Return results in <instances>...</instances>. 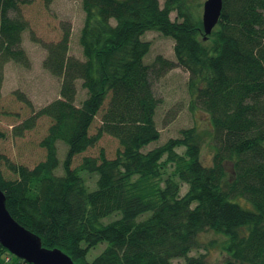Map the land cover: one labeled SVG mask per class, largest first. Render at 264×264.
<instances>
[{"label":"trees","instance_id":"obj_1","mask_svg":"<svg viewBox=\"0 0 264 264\" xmlns=\"http://www.w3.org/2000/svg\"><path fill=\"white\" fill-rule=\"evenodd\" d=\"M33 1L0 0V95L5 65L30 64L22 47L29 24L21 5ZM82 6L85 60L68 55L70 27L64 26L62 39L47 46L43 62L62 80L60 97L14 129L23 135L36 117L52 118L40 142L46 159L30 168L0 153V186L10 213L45 247L62 249L77 264H174L177 258H184L183 264H212L205 254L190 255L205 230L225 236L222 246L229 257L223 264H264V0H223L210 35L203 30L202 0H164L163 5L160 0H82ZM148 30L175 39L176 62L161 56L155 66L144 62L150 43L142 36ZM176 66L190 72V107L211 116L210 166L201 159L196 127L144 151L161 136L152 76ZM78 80L87 91L79 105ZM17 94L31 105L25 94ZM107 99L102 124L91 135ZM104 134L119 140L117 156L108 158L102 149L72 167L74 157ZM60 140L68 150L64 173L58 175ZM2 164L16 176L6 177ZM81 171L98 173L94 190ZM184 183L188 188L182 194ZM239 196L247 206L236 200ZM112 214L117 218L104 222ZM105 241L107 246L89 259ZM0 264L34 263L0 243Z\"/></svg>","mask_w":264,"mask_h":264},{"label":"rangeland","instance_id":"obj_2","mask_svg":"<svg viewBox=\"0 0 264 264\" xmlns=\"http://www.w3.org/2000/svg\"><path fill=\"white\" fill-rule=\"evenodd\" d=\"M164 4V0H160ZM201 15L203 12V3ZM23 17L28 22L29 27L24 31L22 47L25 49L30 64L28 66L10 61L5 65L4 83L0 95V128L5 132L6 137L0 138V153L7 156L15 163L24 164L33 168L40 161L46 159V149L40 145L41 140L47 135L48 128L52 124V118L43 115L36 117L34 126L24 130L23 135L14 133L15 127L21 125L27 118L32 117L36 111L60 97L61 78L51 74L43 66V62L48 56V45L57 43L64 34V26L70 27V41L68 55L85 60L83 48L80 44V32L85 20V12L82 0H53L47 4L45 0H35L30 4L21 5ZM172 19L176 18V12L171 13ZM143 40L150 43V51L144 58L148 65H156L157 57L161 56L169 61H177L175 54V39L157 30H148L142 36ZM190 72L176 66L165 71L161 75L152 76L153 86L160 104L156 112V124L160 130V138L150 143L144 151L164 144L170 138L181 137L182 130L196 127L201 136V159L205 165L213 164L214 128L209 113L199 108H191V97L188 92V79ZM78 94L76 104H81L86 98L87 91L82 87V80L77 81ZM18 93L25 94L31 105L19 99ZM108 99L102 110L97 114L90 128V134L97 133L102 124L103 109L106 108ZM59 166L56 174L64 173L63 162L68 150L67 144L58 141ZM105 151L108 158H115L120 143L117 138L110 134L103 137L86 151L74 157L72 167H78L84 156H98L101 150ZM180 152L184 147L178 148ZM2 170L6 177L14 178L16 175L2 164ZM81 175L86 179L90 190L97 187L96 180L98 173L81 171ZM188 185H182V194L187 191ZM236 200L244 205H248L246 199L239 196ZM149 214V213H147ZM117 214H112L104 218V222H109L117 218ZM225 236L213 230H205L199 235V245L192 249L190 255L205 254L212 264H223L228 254L224 250L222 243ZM107 242L98 244L88 255L89 259L95 258L106 246ZM184 258L174 259V264H183Z\"/></svg>","mask_w":264,"mask_h":264},{"label":"water","instance_id":"obj_3","mask_svg":"<svg viewBox=\"0 0 264 264\" xmlns=\"http://www.w3.org/2000/svg\"><path fill=\"white\" fill-rule=\"evenodd\" d=\"M223 0H205L202 22L204 34L210 35L219 22ZM206 38V37H205ZM0 243L12 254L34 264H77L60 248H47L41 237L26 228L10 213L5 192L0 186Z\"/></svg>","mask_w":264,"mask_h":264},{"label":"bare ground","instance_id":"obj_4","mask_svg":"<svg viewBox=\"0 0 264 264\" xmlns=\"http://www.w3.org/2000/svg\"><path fill=\"white\" fill-rule=\"evenodd\" d=\"M162 33V32H161Z\"/></svg>","mask_w":264,"mask_h":264}]
</instances>
